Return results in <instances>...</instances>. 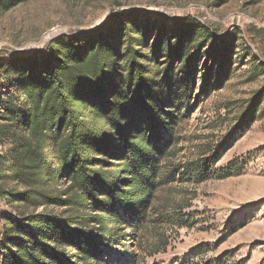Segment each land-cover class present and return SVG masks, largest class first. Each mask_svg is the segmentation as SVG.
<instances>
[{
	"label": "trees",
	"instance_id": "trees-1",
	"mask_svg": "<svg viewBox=\"0 0 264 264\" xmlns=\"http://www.w3.org/2000/svg\"><path fill=\"white\" fill-rule=\"evenodd\" d=\"M25 1L0 0V8ZM240 33H221L191 14L113 11L92 29L9 53L0 62L3 86L11 88L0 96V144H10L0 151V197L65 212H2L0 264H102L106 249L126 247L130 232L154 221L178 127L194 101L233 75ZM245 33L258 54L247 45L240 62L252 58L255 79L264 73V27L250 24ZM261 102L262 93L242 130ZM220 155L193 163L196 181L213 175ZM61 179L65 188H48ZM9 181L22 189H10ZM159 244L156 251L166 246L164 236Z\"/></svg>",
	"mask_w": 264,
	"mask_h": 264
},
{
	"label": "rangeland",
	"instance_id": "rangeland-1",
	"mask_svg": "<svg viewBox=\"0 0 264 264\" xmlns=\"http://www.w3.org/2000/svg\"><path fill=\"white\" fill-rule=\"evenodd\" d=\"M113 11L191 14L221 33L235 27L242 33L233 75L223 87L194 101L191 114L178 127L175 154L164 160L166 181L153 202L154 221L149 219L137 235L130 232L126 247L106 249L102 264H264V73L251 79L252 58L246 54L240 62L247 45L250 53L258 54L245 31L250 24L264 27V0H28L0 8V50L7 52L0 62L12 52L42 49L55 32L92 29ZM2 82L0 72V96L11 91ZM260 93L257 117L242 130L241 121ZM9 147L0 144V151ZM216 152L221 155L212 165L213 175L196 181L193 165ZM179 168L172 179L171 171ZM221 169L232 172L221 177L216 174ZM66 184L61 179L48 188ZM6 186L22 189L13 181ZM64 210L0 197V214L62 215ZM163 236L167 244L156 251Z\"/></svg>",
	"mask_w": 264,
	"mask_h": 264
},
{
	"label": "water",
	"instance_id": "water-1",
	"mask_svg": "<svg viewBox=\"0 0 264 264\" xmlns=\"http://www.w3.org/2000/svg\"><path fill=\"white\" fill-rule=\"evenodd\" d=\"M59 35H61V34H59ZM59 35H58V33L55 32V33L50 37V40L53 39V38H55V37H57V36H59Z\"/></svg>",
	"mask_w": 264,
	"mask_h": 264
}]
</instances>
